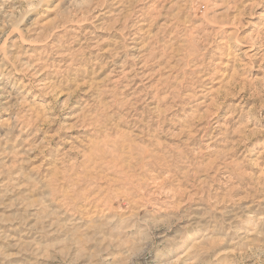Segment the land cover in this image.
<instances>
[{"label":"rangeland","instance_id":"rangeland-1","mask_svg":"<svg viewBox=\"0 0 264 264\" xmlns=\"http://www.w3.org/2000/svg\"><path fill=\"white\" fill-rule=\"evenodd\" d=\"M0 264H264V0H0Z\"/></svg>","mask_w":264,"mask_h":264}]
</instances>
